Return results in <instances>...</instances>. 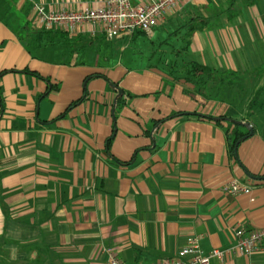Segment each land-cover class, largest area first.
<instances>
[{"label":"crops","instance_id":"0c3cea01","mask_svg":"<svg viewBox=\"0 0 264 264\" xmlns=\"http://www.w3.org/2000/svg\"><path fill=\"white\" fill-rule=\"evenodd\" d=\"M215 1L184 0L179 13ZM263 2L237 0L234 17L194 33L188 52L202 65L240 72ZM34 3L55 11L96 5L0 0V248L30 264H107L109 248L124 264H157L191 236L208 254L229 248L237 229L264 228V180L239 165L264 177V123L238 145L236 161L220 126L187 116L217 117L233 102L226 87L218 98L210 86L205 98H191V86L169 75L151 51L168 38L164 20L149 35L115 37H150L121 63L87 58L106 39L89 26L52 34L31 54ZM110 83L123 92L121 107ZM232 180L250 193L226 194ZM210 264H264V250Z\"/></svg>","mask_w":264,"mask_h":264},{"label":"built area","instance_id":"2783aa9c","mask_svg":"<svg viewBox=\"0 0 264 264\" xmlns=\"http://www.w3.org/2000/svg\"><path fill=\"white\" fill-rule=\"evenodd\" d=\"M183 2L184 0H95L96 5L91 8L60 11L46 9L42 4L34 3L30 10L29 23L34 30H52L69 35L77 33L83 26L97 27L108 40L120 34L136 32L149 35L168 13ZM223 190L231 196L250 193L248 185L236 180L225 184ZM263 250L264 228L248 232L237 229L234 232V241L227 249H214L204 254L199 238L191 236L174 256L157 264H210L212 259L222 261L229 255L248 258ZM105 252L107 264H124L112 248Z\"/></svg>","mask_w":264,"mask_h":264},{"label":"trees","instance_id":"16d2710c","mask_svg":"<svg viewBox=\"0 0 264 264\" xmlns=\"http://www.w3.org/2000/svg\"><path fill=\"white\" fill-rule=\"evenodd\" d=\"M254 0H251L253 3ZM237 0H227L226 6L222 5H208L204 7H197V13L184 22L183 33L184 36L180 40L184 42V49L187 51L188 60L180 61L177 63L172 62L169 67V75L176 81H182L185 84L191 86V89H185V92L191 97L195 98V95H200L205 98V90L210 86L212 93L215 94V98H218V93L222 87H232L234 80L240 76L239 72H233L229 70H216L214 68L202 65L198 63L192 55L188 52L190 45V39L193 34L200 32L204 29L211 30L220 28L222 26V18L225 17L230 20L234 17V10L236 8ZM202 10V11H201ZM52 34H67L58 31H45L35 30L33 37L26 43L27 50L34 54L36 51L42 49L47 40ZM137 34H144L138 32ZM24 39V36H21ZM178 55V54H177ZM5 73L2 72L0 76ZM229 98V94L227 95ZM80 101V100H78ZM78 101L72 103L67 110ZM231 101V100H230ZM0 105L3 108V99L0 93ZM124 105L122 97L118 98L117 107ZM264 113V99L262 98V90H256L253 96L246 102L244 109L239 106V103L233 102L231 106L221 115L213 117L210 115H196L187 114V116H196L197 119L212 120L216 125L220 126L225 134L227 151L232 159H235L234 145L242 137L248 134L247 129L241 125L234 123V121H242L252 125L253 133L256 130V118ZM109 145V141L107 142ZM23 261H27L28 257L22 258Z\"/></svg>","mask_w":264,"mask_h":264},{"label":"rangeland","instance_id":"374dc122","mask_svg":"<svg viewBox=\"0 0 264 264\" xmlns=\"http://www.w3.org/2000/svg\"><path fill=\"white\" fill-rule=\"evenodd\" d=\"M215 4L226 6L224 0H217ZM197 6L189 5L181 14L179 11L182 6H179L164 17L166 29L170 32L168 38L165 41L155 40V44H151V51L159 57L162 66L170 67L172 62L177 63L188 60L187 51L184 49V42L180 39L184 36L182 29L184 22L197 13ZM255 19L259 21V31H253L251 34L252 38H247L245 40L246 43L243 44L247 63L244 65V69L240 70V76L234 80V85L226 87L229 90L230 100L239 103L241 109L242 107L244 109L246 102L253 96L256 90H262V98L264 99V11L262 15H257ZM149 39L150 37L143 36L131 41L128 35L120 40L116 38L111 40L99 38V43L102 44L100 45L101 47L95 48L94 46L87 58L90 57L94 62L97 58H100L101 63H121L126 60L132 49L135 47L139 49L143 45L148 44L150 42ZM136 55L138 57L141 56L139 53H136ZM256 122L264 123V113L256 118ZM11 254L12 252L8 249L0 248V264H30L28 261H23L21 257L14 258Z\"/></svg>","mask_w":264,"mask_h":264},{"label":"water","instance_id":"95a60500","mask_svg":"<svg viewBox=\"0 0 264 264\" xmlns=\"http://www.w3.org/2000/svg\"><path fill=\"white\" fill-rule=\"evenodd\" d=\"M110 85V87L112 88V89H114V90H116V92H117V98H120L121 96H122V94H123V92H122V90L120 89V88H118V87H116L114 84H112V83H110L109 84ZM230 121H232V122H234V123H237V124H241V125H243L246 129H247V131H248V134L246 135V136H244V137H242V138H240L236 143H235V145H234V153H235V158H236V161H237V147H238V145L242 142V141H244V140H246L247 138H249V137H251L252 135H253V127H252V125L251 124H249V123H246V122H242V121H234V120H230ZM239 163V162H238ZM239 165H240V167L242 168V170H243V172L245 173V175L248 177V178H250V179H253V180H264V177H256V176H254V175H252V174H250L240 163H239Z\"/></svg>","mask_w":264,"mask_h":264}]
</instances>
